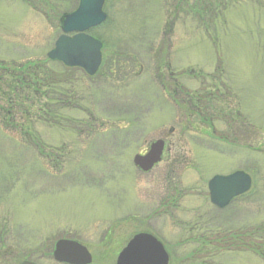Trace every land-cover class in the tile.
<instances>
[{
    "label": "rangeland",
    "instance_id": "obj_1",
    "mask_svg": "<svg viewBox=\"0 0 264 264\" xmlns=\"http://www.w3.org/2000/svg\"><path fill=\"white\" fill-rule=\"evenodd\" d=\"M179 1L105 0L89 33L103 45L98 71L73 69L50 124L26 120L40 148L0 131V264H61L59 240L116 264L145 230L168 264H264V0H230L212 21ZM77 5L0 0V60L44 62ZM162 137L175 149L140 171L134 156ZM237 171L251 189L215 208L207 182Z\"/></svg>",
    "mask_w": 264,
    "mask_h": 264
},
{
    "label": "water",
    "instance_id": "obj_2",
    "mask_svg": "<svg viewBox=\"0 0 264 264\" xmlns=\"http://www.w3.org/2000/svg\"><path fill=\"white\" fill-rule=\"evenodd\" d=\"M104 0H78L77 9L63 17L61 32L53 49L47 54L51 61H58L68 68H80L88 76H93L102 60V44L87 34L101 25L106 15L102 11ZM164 142L158 140L150 144L144 155H135L133 164L140 171H151L160 161ZM251 187V179L238 171L229 176H215L208 183L211 202L219 208L246 192ZM53 258L61 264H91L88 250L71 240H59L53 250ZM169 256L164 247L149 234L135 235L120 252L116 264H168ZM20 264H35L24 261Z\"/></svg>",
    "mask_w": 264,
    "mask_h": 264
},
{
    "label": "trees",
    "instance_id": "obj_3",
    "mask_svg": "<svg viewBox=\"0 0 264 264\" xmlns=\"http://www.w3.org/2000/svg\"><path fill=\"white\" fill-rule=\"evenodd\" d=\"M229 6L230 0H193L191 14L198 18L209 16L211 19L207 18L208 21L220 20ZM72 71L48 59L23 64L0 60V131L18 132L20 137L29 138V142L39 149L41 143L33 134L36 121L26 120L34 116L43 124H50L47 118L51 115L60 117L61 108L67 107L63 99L71 98L68 94L72 91L68 88L74 87ZM17 116L24 118L23 121H16ZM255 253L263 259L264 253L258 250Z\"/></svg>",
    "mask_w": 264,
    "mask_h": 264
},
{
    "label": "flooded vegetation",
    "instance_id": "obj_4",
    "mask_svg": "<svg viewBox=\"0 0 264 264\" xmlns=\"http://www.w3.org/2000/svg\"><path fill=\"white\" fill-rule=\"evenodd\" d=\"M185 112H186V118L187 117H191V116H193V117H198V112L196 111V110H191L190 108H188L187 110H185ZM172 131H173V129H172ZM171 130H170V132H169V134L168 135H170V136H173V132H172ZM195 131H197V130H195ZM159 140H163V142H164V150H163V152H166V154L167 155H170V152H171V150H174L175 149V144L173 143V142H166V141H168L167 140V137H162L161 139H159ZM166 149V150H165ZM168 157H170V156H168ZM163 158H164V154H163ZM230 175V174H229ZM229 175H227V176H229ZM215 176H221V175H215ZM214 177V176H213ZM212 177V178H213ZM211 180V179H210ZM209 180V181H210ZM208 181V182H209ZM208 182H207V192H208V201L210 202V204H211V201H210V196H209V191H208ZM235 199H232L229 203H228V205L225 207V208H227L233 201H234ZM169 202H165V203H163V209L166 211V210H168V208H169ZM215 208H217L216 206H214ZM219 209V208H218ZM224 209V208H223ZM141 233H145V234H150V235H153L155 238H157V240L159 241V242H161V240H159V238L157 237V236H155L154 234H152L151 232H149V231H147V230H145V231H139L137 234H141ZM162 244V243H161ZM163 245V244H162ZM164 246V245H163Z\"/></svg>",
    "mask_w": 264,
    "mask_h": 264
}]
</instances>
